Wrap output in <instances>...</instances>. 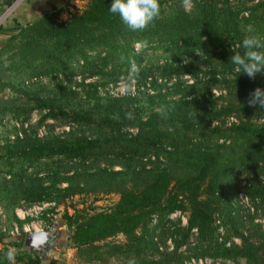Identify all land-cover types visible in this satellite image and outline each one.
<instances>
[{
    "label": "trees",
    "instance_id": "16d2710c",
    "mask_svg": "<svg viewBox=\"0 0 264 264\" xmlns=\"http://www.w3.org/2000/svg\"><path fill=\"white\" fill-rule=\"evenodd\" d=\"M110 3L87 0L64 21L56 9L0 32V68L8 75L3 80L0 72V93L27 97L0 104V123L15 124L0 136V206L12 210L20 231L27 220L15 217L18 203L58 206L81 194H117L107 211L63 213L67 248L80 264H264V110L247 103L250 92L264 89V73L250 79L230 60L252 34L245 27L264 38V0L244 8L193 0L190 10L182 0H160V17L143 31L128 29ZM201 59L231 76L223 78L229 104L216 106L223 96L208 83L217 71L197 70L193 62ZM183 76L195 81L185 84ZM130 81L133 96L97 95L104 85ZM41 82L57 93L28 91ZM86 96L94 99L92 111L66 110L63 102ZM141 101L150 107L144 118ZM32 112L39 114L34 126ZM50 121L67 131L52 133L44 126ZM175 212L185 214V225L170 219ZM118 235L123 242L111 241ZM2 241L15 249V264H55L24 250L22 238L0 233ZM8 250H0V264H9Z\"/></svg>",
    "mask_w": 264,
    "mask_h": 264
},
{
    "label": "rangeland",
    "instance_id": "374dc122",
    "mask_svg": "<svg viewBox=\"0 0 264 264\" xmlns=\"http://www.w3.org/2000/svg\"><path fill=\"white\" fill-rule=\"evenodd\" d=\"M174 0H168V4L172 3ZM231 5L235 7H248L250 6L254 0H228ZM21 2L22 0H16L13 2V4L8 8L7 11L4 13L0 14L3 15V22L0 24V32L2 30H6L5 26H7L11 22H15L14 19L16 18L15 15L22 12L21 8ZM65 5H64V12L66 15L68 13L72 12H80L84 7L86 6L87 0H65ZM67 19V18H66ZM65 19V20H66ZM31 20V19H29ZM249 27H245L247 29ZM5 36L0 35V46L3 45L5 42ZM196 66V69L199 71H212L215 70L217 71V75H215L216 81L208 83L209 89H211L213 92H215L217 95L222 94L221 100L217 101L216 106H225L229 104L232 101V98L230 94L228 93V83L223 82L224 80H230L231 76L227 74H221L218 72L220 70V67L217 66L216 62L213 61H207V59H201V60H194L193 62ZM1 72V68H0ZM214 73V74H216ZM201 73H197V80L200 78ZM218 76V77H217ZM187 77V78H186ZM191 78V77H190ZM189 76H183L181 79L184 81L185 84H190L191 81H195V78L190 79ZM1 79L6 80L8 79L7 73H2L1 72ZM99 82V81H98ZM133 82V81H132ZM120 84V85H119ZM198 84H201L200 81H198ZM108 85H111V88H107L104 90L105 87ZM131 81L130 82H119L116 83L115 85L113 84H107L104 87H100L102 91H98L97 95L100 98H103L105 96H110L111 95H117L119 96L121 93L125 94V89L126 88H131ZM134 88L132 89L135 91V84ZM102 86V85H101ZM141 88V87H140ZM31 90L37 91V93L41 96H46V97H52L54 96L55 93V88L51 85L48 84L47 82H41L39 85L32 86L31 88L28 89L29 92ZM140 91V89L138 90ZM145 91V90H144ZM152 93L153 90L151 91ZM147 93V92H146ZM149 94V93H148ZM213 94V93H212ZM130 96V95H129ZM27 97L24 95H18L15 93H12L9 90H5L0 93V104H7L11 102H16V103H26ZM66 106V110H73V109H88L92 111V108L94 107V99L86 97H74L71 98L70 100L63 102ZM142 107V114L141 116L144 118L147 113L150 111V107L144 102L141 101L139 104ZM158 109V106L153 107V111H156ZM39 114L37 112H32L29 116V124L30 126H34L37 121H38ZM228 122L231 121V119L227 120ZM14 122L10 120H6L0 123V136H10L11 135V130L12 127H14ZM47 130H50L54 134H61V132L67 131L66 127H62L63 125H60V122H46V125H44ZM15 128V127H14ZM43 130L44 129H40ZM125 130L131 134L135 133L134 128L127 127ZM87 134V133H85ZM112 169L117 170L119 169V166H113ZM2 200L5 201L8 204L9 201V196H2ZM118 200V195L111 193V194H95V193H86V194H81L78 196H73L70 199L66 200V202L62 205L58 206H53L52 204H43V205H36L32 207H23L25 206L23 203L16 206V209H14V215L15 217L20 220L24 221L27 220L26 222H23L21 226V230L17 228L15 223L12 221L11 217V209H7V207L0 206V230L3 229L4 232H1L4 236H9L13 237L16 239L23 238L21 234H25L27 232H34V231H39L41 230H47L52 228L53 226H56L59 236L54 243V248L49 252V255L46 257L48 260L54 262L55 264H80L77 262L75 259V251L72 249L67 248V241H68V230L65 225L62 223V215L63 213L66 212L68 214H73L74 210L79 211L80 213L83 214H91L93 212H100V211H107L110 209ZM20 206L19 208H17ZM5 208V209H4ZM45 212V213H44ZM260 212H257V215ZM182 214H180L181 216ZM180 216L172 215L170 219L176 223L177 220L181 224V219ZM185 216V214H184ZM260 222L263 225L264 228V217H261ZM111 241L113 242H123V237L118 235L114 237ZM171 242L169 239L166 240L165 242V247L167 250L170 249ZM44 264V263H43ZM212 264V261L210 260V263ZM214 264H244L242 260H238L236 263H232L229 261H224V260H216Z\"/></svg>",
    "mask_w": 264,
    "mask_h": 264
},
{
    "label": "clouds",
    "instance_id": "9594fccd",
    "mask_svg": "<svg viewBox=\"0 0 264 264\" xmlns=\"http://www.w3.org/2000/svg\"><path fill=\"white\" fill-rule=\"evenodd\" d=\"M182 6L186 10L194 7L193 0H182ZM108 11L117 15L121 22L132 31H143L154 20L160 17L161 5L160 0H111ZM249 35H246L242 40L243 53L236 52L230 57L231 62L237 66L239 71L246 74L250 79H254L257 73H264V38L253 33L251 27L247 30ZM138 68L133 67L131 72L133 75L138 73ZM132 76L129 77L131 79ZM126 94H134L131 88L125 89ZM247 103L251 107L259 106L264 110V89L256 88L249 93ZM159 113H164L166 109L161 106L156 110ZM126 119H133L131 112L125 113ZM47 240L46 234L39 233L33 235L29 246L38 248L44 245ZM15 249H10L5 256L9 264H14Z\"/></svg>",
    "mask_w": 264,
    "mask_h": 264
},
{
    "label": "crops",
    "instance_id": "0c3cea01",
    "mask_svg": "<svg viewBox=\"0 0 264 264\" xmlns=\"http://www.w3.org/2000/svg\"><path fill=\"white\" fill-rule=\"evenodd\" d=\"M15 1L16 0H0V14L7 11ZM64 2L65 0H22L20 5L23 11H20V13L18 12V14L15 15V22L9 23L7 26H5V29L9 30L18 26H22L47 12L56 9H62V11L59 13V19L64 21L67 18V12H64ZM1 16L2 15H0V17ZM4 247L8 248L9 250L12 249L10 246H7L6 241L0 242V250H2Z\"/></svg>",
    "mask_w": 264,
    "mask_h": 264
},
{
    "label": "water",
    "instance_id": "95a60500",
    "mask_svg": "<svg viewBox=\"0 0 264 264\" xmlns=\"http://www.w3.org/2000/svg\"><path fill=\"white\" fill-rule=\"evenodd\" d=\"M54 230H56V232L58 231L56 226H53L52 228L47 229V230H39V231L25 233L23 238H22L23 249L28 251V252H32L34 254H39L42 251H44L46 253V256H48L51 249L54 248V245L52 248H50L51 245L55 242V240L52 237V233H54ZM39 233L46 234V236H47V240L45 241L44 245H42L41 247H38V248L30 247L29 244H30L31 237L33 235H36Z\"/></svg>",
    "mask_w": 264,
    "mask_h": 264
},
{
    "label": "built area",
    "instance_id": "2783aa9c",
    "mask_svg": "<svg viewBox=\"0 0 264 264\" xmlns=\"http://www.w3.org/2000/svg\"><path fill=\"white\" fill-rule=\"evenodd\" d=\"M3 16V15H2ZM2 16L0 17V24L3 22V18H2ZM136 48H137V45H135L134 46V50H136ZM187 78V77H186ZM35 81V79H31V80H29V81H27V82H25V84H28V83H32V82H34ZM171 81H174V79H172ZM131 86H132V89L134 88V85H133V82L131 81ZM120 85V84H119ZM167 85H170L169 83L167 84ZM111 88L112 86L111 85H108L107 87H105L104 88V90H106L107 88ZM142 88H140V90H141ZM98 91H102L100 88H98ZM145 91L147 92V93H149V94H152V92H151V90L148 88V85H146V89H145ZM134 92V91H133ZM212 93H213V95H215V96H217V94L215 93V92H213L212 91ZM124 95V93H121L119 96H123ZM129 95H131V96H133L134 94H129ZM110 96L111 97H118L117 95H111V93H110ZM180 214L181 213H179V212H175V213H173L172 215H176V216H180ZM171 215V216H172ZM170 216V217H171ZM180 219H181V225L183 226V225H185V216H184V214H182L181 216H180ZM41 230V229H40ZM1 232H4V230L3 229H1L0 230ZM0 232V233H1ZM192 232H195V230H192ZM210 263V259H207V258H205V259H203V260H201V259H199V260H193V259H191V261L190 262H188V263H186V264H209Z\"/></svg>",
    "mask_w": 264,
    "mask_h": 264
},
{
    "label": "flooded vegetation",
    "instance_id": "af4514ba",
    "mask_svg": "<svg viewBox=\"0 0 264 264\" xmlns=\"http://www.w3.org/2000/svg\"><path fill=\"white\" fill-rule=\"evenodd\" d=\"M58 236H59L58 231L56 232V230H54V233H52V237H53V239H54L55 241H56L57 239H59ZM53 245L56 246V244L53 243V244L51 245L50 248H52ZM51 250H52V249H51ZM37 255H38L41 259H45V258L47 257V256H46V253H45L44 251H42L41 253H39V254H37Z\"/></svg>",
    "mask_w": 264,
    "mask_h": 264
}]
</instances>
